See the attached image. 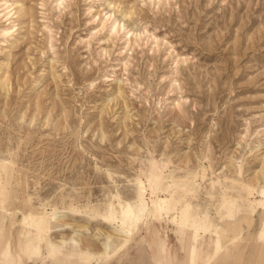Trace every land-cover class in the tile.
<instances>
[{
    "label": "rangeland",
    "instance_id": "obj_1",
    "mask_svg": "<svg viewBox=\"0 0 264 264\" xmlns=\"http://www.w3.org/2000/svg\"><path fill=\"white\" fill-rule=\"evenodd\" d=\"M0 81L4 264L107 263L143 205L187 197V231L171 206L125 247L162 236L211 264L196 218L223 233L219 262L264 264V0H0ZM44 212L39 241L24 216Z\"/></svg>",
    "mask_w": 264,
    "mask_h": 264
},
{
    "label": "bare ground",
    "instance_id": "obj_2",
    "mask_svg": "<svg viewBox=\"0 0 264 264\" xmlns=\"http://www.w3.org/2000/svg\"><path fill=\"white\" fill-rule=\"evenodd\" d=\"M20 5L22 7L23 3H21ZM22 12L25 13V11H22ZM124 16H126V15L124 14ZM12 31H13L12 28H8V29L4 30L2 33L4 34V36H10ZM5 85H6V81H0V88H4ZM263 172L264 171L262 170V172L260 174H263ZM4 178H5L4 172H3V170H1L0 171V213L5 212V209H4L5 206L14 205L13 203L15 202V199L12 197V193L5 188L6 181L3 180ZM146 181L147 182L145 183L143 180H140L138 183L139 184V190H138L139 198L141 200L145 197V195H147L148 192H151V193L155 192V188L157 187L156 185H158V183H159V176L157 175V173H153L151 177L146 178ZM10 201H11V204L9 203ZM227 201L228 200L226 198H224L223 203H222V207H223V205L225 206L227 204L226 203ZM153 204H154L153 212H151V208H150L149 204H145V205L140 204V205H143V207L140 209V211H139L140 213H139L138 217L131 220V222L129 224L130 226L128 227V232L123 234V236L126 237V239H124L125 241H122V243L118 246H114L112 241H111V238L109 236H107V237H105V240H102V243H101L102 249L100 250V253L108 256L109 257V258H107L108 260H110V258L112 256H119L120 254L124 253L126 251V248H127L125 246L127 245L128 242L131 243L133 235L137 234L139 232L140 226H142L143 224H148V222L150 221L149 216H152L153 218H158V219L162 218L164 214H165V216H168L170 213H169L167 208H171V206L177 207V215H176L177 226L180 229H183L184 232L187 231L186 229H188V223L192 220V217H194L193 207L190 204V198L187 197L183 202L178 204L179 206L172 203V198L171 199H169V198L161 199L160 198L159 201H157V202L153 201ZM112 207H114V205H112ZM124 210L127 211L126 215H128V217L130 215L129 214L130 213L129 207L123 206L121 209V212H120V218L122 221H125V219H126V216L124 214V212H125ZM114 212H118L116 208L114 209ZM55 215H56L55 212L51 213V214L44 212L42 217L39 220H36L34 216L25 214L24 221H25L26 225H27V223L31 225V227L33 228V231L36 232L38 240L41 241L45 237V234L42 232V229L51 230V229L58 226L57 222H56ZM0 218H1L0 219V227H2V220L5 218V215H3V214L0 215ZM262 220L264 221V211L262 212ZM210 228H211L210 225L200 223L195 218L194 233L197 235L194 237L203 238L204 236L209 235V234H212L215 237H219V235H217V234L223 235V233L221 231H219L220 229L215 230L213 233ZM50 243H51V241H50ZM25 244L26 245H24L25 246L24 248H26L27 252L28 251L31 252L32 249L36 248V245L33 242H26ZM219 246H220L219 244H215L214 249L219 247ZM7 250H8L7 252L12 255L9 246H8ZM59 253H62V251ZM18 258H19V260H17L14 256H12L10 259L12 260L11 262H14L15 261L14 259H16V261H18V264H22V262L20 260L21 259L20 256Z\"/></svg>",
    "mask_w": 264,
    "mask_h": 264
},
{
    "label": "crops",
    "instance_id": "obj_3",
    "mask_svg": "<svg viewBox=\"0 0 264 264\" xmlns=\"http://www.w3.org/2000/svg\"><path fill=\"white\" fill-rule=\"evenodd\" d=\"M216 238V244H219L220 246L214 249V256H212L211 264H217L222 257L231 255L229 248L226 249L224 241H218L219 237ZM133 239H135L133 244H146L149 249H147V247L144 248L143 246L141 247L140 245H137L133 247V250H131L132 247L129 245L124 253L103 264H192L191 260L193 261L195 259L193 258L194 254L191 252L189 253V251L188 253L184 252V256H182V258L179 257L178 252L180 251V247L173 246L171 242L165 241L162 236H143L141 241H136L137 237ZM259 243V245L262 246L264 244V240H260ZM186 260H188V263H185ZM202 260L204 261V264H208L206 256H204ZM0 264H4L1 250ZM218 264H222V262H219Z\"/></svg>",
    "mask_w": 264,
    "mask_h": 264
}]
</instances>
